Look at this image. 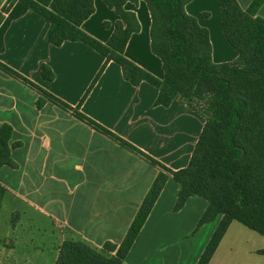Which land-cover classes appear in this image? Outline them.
<instances>
[{
	"label": "crops",
	"instance_id": "0c3cea01",
	"mask_svg": "<svg viewBox=\"0 0 264 264\" xmlns=\"http://www.w3.org/2000/svg\"><path fill=\"white\" fill-rule=\"evenodd\" d=\"M237 1L246 9L253 0ZM93 6L80 28L105 43L118 16L102 0H93ZM123 8L139 23L124 56L161 80L145 1H126ZM184 10L207 29L211 60L235 61L237 53L222 34L218 0H190ZM256 15L264 20V0ZM48 26L22 0H0V63L24 77L0 64V127H10L13 163L0 166V264H54L67 239L102 252L106 242L118 244L164 171L144 154L172 170L185 167L205 122L178 98L167 106L154 104L158 89L144 80L132 85L114 61L80 102L104 57L81 41L49 43ZM41 64L52 72L50 80L42 77ZM179 189L167 175L121 264H196L221 214L199 225L207 200L190 195L174 209ZM262 249L264 236L232 221L207 264H264Z\"/></svg>",
	"mask_w": 264,
	"mask_h": 264
},
{
	"label": "trees",
	"instance_id": "16d2710c",
	"mask_svg": "<svg viewBox=\"0 0 264 264\" xmlns=\"http://www.w3.org/2000/svg\"><path fill=\"white\" fill-rule=\"evenodd\" d=\"M102 1L118 16L105 43L80 28L81 22L94 11L93 0H54L52 8H49L51 0H22L26 7L48 21L45 38L49 43L57 46L66 40L81 41L104 57L80 102L105 65L114 61L132 85L144 80L158 89L154 104L167 106L178 98L203 115L205 122L185 167L172 170L144 154L164 171L156 175L122 240L118 244L103 245L105 251L113 254L107 255L104 250L99 251L80 240L67 239L60 245L54 264H121L167 175L180 185L174 209L180 208L188 196L199 195L207 200L199 225L221 214L196 264L208 263L232 221L264 236V20L256 15L261 0H253L246 9L237 0H218L222 34L237 53L235 61L220 63L211 60L207 29L184 10V4L190 0H144L150 14L151 51L159 57L163 69L161 80L123 54L129 36L139 29L134 12L125 10L123 5L126 1L138 0ZM103 25L109 26L107 22ZM40 70L45 80L52 78L45 64H41ZM200 101H204L205 110L194 105ZM79 114L122 144L138 150ZM9 137L10 127L3 124L0 166L13 164ZM3 191L0 185V202ZM260 253L264 254V249Z\"/></svg>",
	"mask_w": 264,
	"mask_h": 264
},
{
	"label": "rangeland",
	"instance_id": "374dc122",
	"mask_svg": "<svg viewBox=\"0 0 264 264\" xmlns=\"http://www.w3.org/2000/svg\"><path fill=\"white\" fill-rule=\"evenodd\" d=\"M197 103H198L199 105H198ZM197 103L194 102V105H195L196 107H199V106H200L201 109H204V110H205V106H206V105H204V104H205L204 101H200V102H197ZM198 109H199V108H198ZM0 239H1V238H0ZM103 250H104V249H103ZM104 251H105V250H104ZM104 251H103V252H104ZM105 252L107 253V251H105ZM108 253H109V252H108Z\"/></svg>",
	"mask_w": 264,
	"mask_h": 264
}]
</instances>
